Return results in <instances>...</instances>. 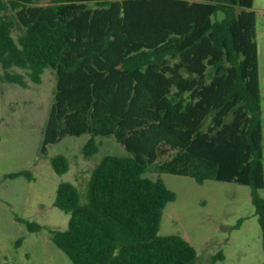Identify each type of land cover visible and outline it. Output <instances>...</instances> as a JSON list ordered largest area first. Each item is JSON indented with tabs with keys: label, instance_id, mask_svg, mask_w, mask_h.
<instances>
[{
	"label": "trees",
	"instance_id": "trees-1",
	"mask_svg": "<svg viewBox=\"0 0 264 264\" xmlns=\"http://www.w3.org/2000/svg\"><path fill=\"white\" fill-rule=\"evenodd\" d=\"M254 0H0V80L22 87L55 73L41 156L66 136H113L82 194L69 181L48 229L72 264H195L183 236L160 235L176 199L151 171L251 187L264 249V150ZM221 14V16H220ZM50 162L59 175L64 154ZM30 176L22 170L10 177ZM30 232L44 227L20 219ZM218 251L211 264L222 260ZM11 264V263H5ZM264 264V262L262 263Z\"/></svg>",
	"mask_w": 264,
	"mask_h": 264
},
{
	"label": "rangeland",
	"instance_id": "rangeland-1",
	"mask_svg": "<svg viewBox=\"0 0 264 264\" xmlns=\"http://www.w3.org/2000/svg\"><path fill=\"white\" fill-rule=\"evenodd\" d=\"M252 9L256 12L264 150V0H254ZM27 81L28 86L22 87L0 80V264H72L48 230L68 226L69 215L54 205L57 187L69 181L84 194L92 170L105 155L126 156L128 152L113 136H99L98 152L87 156L84 146L90 135L83 134L64 137L41 156L55 73L47 68L41 83ZM56 154L68 159L69 168L63 175L50 162ZM22 170L30 176L10 177ZM145 175L161 177L176 193L164 209L159 234L186 238L197 251L195 264H211L218 251L224 258L214 264L264 262L262 230L250 186L213 179L199 184L188 176L155 171ZM259 192L264 198V188ZM20 219L44 228L30 232Z\"/></svg>",
	"mask_w": 264,
	"mask_h": 264
}]
</instances>
